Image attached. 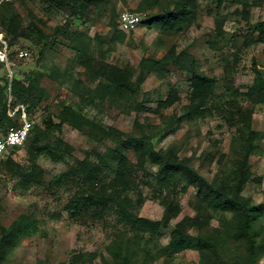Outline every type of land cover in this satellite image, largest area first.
Wrapping results in <instances>:
<instances>
[{
  "label": "rangeland",
  "instance_id": "rangeland-1",
  "mask_svg": "<svg viewBox=\"0 0 264 264\" xmlns=\"http://www.w3.org/2000/svg\"><path fill=\"white\" fill-rule=\"evenodd\" d=\"M5 1L0 0V4ZM144 1L148 0H99L89 17L77 20L71 0L62 4L49 0H9L5 12L17 15L19 29L37 26L43 35L35 40L15 38L0 23V85H7L9 100L13 102L9 109L11 118L18 125L26 120L34 121L29 141L12 153L13 160L21 167H13L12 171L5 164L0 165V227L10 226L21 214L28 213L38 218V229L19 238L1 264H74V259L79 257L80 260L83 257L80 264H110L106 258H111L107 247L113 240V217L104 218V213L96 214L97 209L81 217L71 216L66 206L77 185L61 184L57 176L87 155L97 160L112 144L89 137L68 123L61 132L44 123L48 117L58 122L64 104L79 101L81 82L92 88L93 100L85 105V112L92 120L127 132H138L140 127L152 132L158 149L175 146L181 156L189 158L209 179L220 174L222 166L230 162L232 140L237 132L221 118L216 110L218 105L236 98L244 107L253 109L252 127L264 133V104L254 103L247 95L255 82V67L264 70V43L255 40L257 24L264 21V0H222L221 4L200 0L196 20L172 34L161 33L156 26L149 27L150 11L156 12L158 8L140 9ZM162 2L171 4L172 0ZM124 11L141 14L142 22L134 30L120 27L119 15ZM219 19L223 20L221 31L216 23ZM67 27L68 36L62 35ZM173 53L176 56L184 53L194 60L200 72L217 79L206 112L194 118L187 114L188 107L196 102L191 96V72L176 65L163 66L164 69L154 65L145 67L149 60ZM84 56L98 63L131 68L134 101L129 102L132 94L129 98L111 100L109 95L104 97V93L96 92L98 81H93L92 74L84 67ZM52 71L58 75L57 79L49 76ZM29 72L35 76L29 84L32 93L29 96L26 93L21 101L11 94L12 82L20 78L27 86L24 79ZM43 89L46 95L40 100ZM170 90H177V98L159 111L135 108L136 102L144 103L146 108L156 107L158 101L168 98ZM7 129V126L0 128V139ZM36 136L37 143H33ZM61 139L74 147L72 153L58 161L48 153H41L36 162L43 179L24 184L20 173L31 168V152L40 146L57 152ZM250 166L260 181L250 182L244 194L252 196L257 203L264 202V138L251 156ZM157 169L149 162L139 172L144 202L136 207V212L151 220H161L165 211L161 191L177 201L180 209L177 217L169 225H162L157 234L145 235L138 249L140 257L144 252L150 250L154 254L168 245L176 223L186 217H204L199 212L198 190L190 186L184 193L181 184H174L173 188L161 185L155 179ZM219 226L214 217L201 230L210 231ZM188 232L196 242L200 226L188 227ZM90 257L92 262L86 261ZM153 264H200V251L192 247L176 253L169 262L163 256ZM260 264H264V256Z\"/></svg>",
  "mask_w": 264,
  "mask_h": 264
},
{
  "label": "trees",
  "instance_id": "trees-1",
  "mask_svg": "<svg viewBox=\"0 0 264 264\" xmlns=\"http://www.w3.org/2000/svg\"><path fill=\"white\" fill-rule=\"evenodd\" d=\"M49 1L62 4L67 0ZM98 1L71 0L74 7L75 17H73L77 20L86 19L94 12ZM204 1L218 4L222 2V0ZM199 2L200 0H172L171 4H166L162 0H148L144 1L139 8L145 10L158 8L156 12L150 11L151 17L147 20L149 27L156 26L161 33L172 34L189 27L196 20ZM9 4V0L0 4V23L7 32L15 38L30 40L40 38L43 31L37 26L19 29L17 15H9L5 12ZM216 23L221 31L223 20L219 19ZM69 30V27L65 28L62 35L68 36ZM255 30L258 32L255 40L264 43V21L259 22ZM84 57V67L92 74V80L98 81L99 88L96 92L104 93V97L109 95L111 100L129 98L132 94L129 102L134 101L135 90L131 68H119L113 64L98 63L87 56ZM150 65L161 68L176 65L191 72V96L196 102L188 107L187 114L194 118L206 112L210 94L217 83L215 77L200 72L194 65V60L184 53L178 56L174 53L167 54L161 59H151L145 67ZM255 69L257 73L255 82L249 88L247 95L253 99L254 103L264 104V73L257 67ZM49 76L53 79L58 77L53 71ZM34 77L33 72L25 76L24 81L27 82V86L20 78L14 79L11 94L23 101L26 93L28 96L32 93V86L29 84L31 85ZM79 87V101L75 104H64L58 115V122L48 117L44 123L59 132L68 123L89 137L95 136L112 144L103 155H98L97 160L87 155L78 160L70 170L57 176V181L61 184L72 185L75 182L77 185L73 198L66 206L71 216L81 217L87 211L97 209L96 214L101 212L104 213V218L113 217V240L107 247L111 258H106L107 262L153 264L163 256H166L169 262L173 260L176 253L195 247L200 251V264H260L264 256V202L257 203L252 196L244 194L250 182L260 181L251 169L250 159L259 142L264 138V133H259L252 127V108L244 107L233 97L217 106L216 110L221 118L235 127L237 132L232 140L233 154H231L230 162L222 166L220 174L209 179L191 163L189 158L181 156L175 146L158 149L152 132L141 130L142 127L138 132H127L116 126L103 125L92 120L85 112V105L93 100L90 93L92 88L84 82H81ZM7 89V85H0V128L7 126L8 133L11 127H19L21 124L18 125L11 118L9 109L12 108L13 102L9 100L10 93ZM170 91L168 98L158 101L156 107L146 108L144 103L136 102L135 108L157 112L177 98V90ZM45 95L46 91L43 89L40 100ZM31 133L32 130L25 144L29 141ZM37 139L38 136L32 142L37 143ZM21 147L10 148L1 158L0 165L5 164L12 171H14L13 167L19 169L21 166L13 160L12 153ZM57 148L58 151L53 152L47 146H40L31 152V168L20 173L24 184L39 183L43 179L41 167L36 162L38 155L45 152L58 161L65 154L72 153L74 149L62 139L59 140ZM149 162L158 167L155 179L161 185L173 188L174 184H181V192L184 193L190 186H194L198 190L199 212L203 213L204 217L198 215L197 219L184 218L176 223L168 245L159 248L154 254L150 250L144 252V256L140 257L138 249L145 235L157 234L162 225H169L177 217L180 209L177 201L161 191V203L165 206L161 220H151L136 212V207L144 202L139 184L141 183L139 172L145 170ZM214 217H217L220 226L209 229L210 231L201 230L208 227ZM197 224L200 226V232L196 242H193L188 227ZM37 229L38 218L28 213L21 214L10 226L2 225L0 227V264L7 258L19 238L30 235ZM82 259L83 257L81 260L80 257L74 259V264H80ZM86 261L92 262V257Z\"/></svg>",
  "mask_w": 264,
  "mask_h": 264
},
{
  "label": "built area",
  "instance_id": "built-area-1",
  "mask_svg": "<svg viewBox=\"0 0 264 264\" xmlns=\"http://www.w3.org/2000/svg\"><path fill=\"white\" fill-rule=\"evenodd\" d=\"M142 19L138 12H121L119 16L120 27L127 31L134 30L142 22ZM33 126V120H26L19 127L9 129L8 133L0 139V160L10 148L21 147L25 144Z\"/></svg>",
  "mask_w": 264,
  "mask_h": 264
},
{
  "label": "water",
  "instance_id": "water-1",
  "mask_svg": "<svg viewBox=\"0 0 264 264\" xmlns=\"http://www.w3.org/2000/svg\"><path fill=\"white\" fill-rule=\"evenodd\" d=\"M261 72L264 73V70L262 69Z\"/></svg>",
  "mask_w": 264,
  "mask_h": 264
}]
</instances>
